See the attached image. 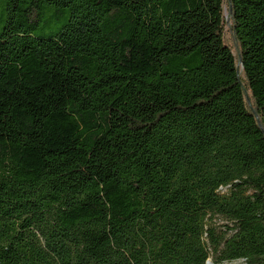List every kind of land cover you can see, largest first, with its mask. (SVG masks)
<instances>
[{
    "label": "trees",
    "instance_id": "16d2710c",
    "mask_svg": "<svg viewBox=\"0 0 264 264\" xmlns=\"http://www.w3.org/2000/svg\"><path fill=\"white\" fill-rule=\"evenodd\" d=\"M4 1L0 264H264V0Z\"/></svg>",
    "mask_w": 264,
    "mask_h": 264
},
{
    "label": "rangeland",
    "instance_id": "374dc122",
    "mask_svg": "<svg viewBox=\"0 0 264 264\" xmlns=\"http://www.w3.org/2000/svg\"><path fill=\"white\" fill-rule=\"evenodd\" d=\"M224 17L226 20V40L229 41L230 45L233 47V50L236 54L235 44L231 40L230 34V21L229 14L226 5L224 6ZM8 19V7L7 3L4 0H0V35L7 25ZM70 20V12L67 9H58L55 7H48L44 11V17L40 22L39 29L36 35L39 38H51L54 37L57 33L61 32L65 25ZM220 226L224 223L219 222ZM208 264H215L213 257L208 260ZM222 264H245L244 260H238L234 262H225Z\"/></svg>",
    "mask_w": 264,
    "mask_h": 264
},
{
    "label": "water",
    "instance_id": "95a60500",
    "mask_svg": "<svg viewBox=\"0 0 264 264\" xmlns=\"http://www.w3.org/2000/svg\"><path fill=\"white\" fill-rule=\"evenodd\" d=\"M207 264H208V262H207Z\"/></svg>",
    "mask_w": 264,
    "mask_h": 264
}]
</instances>
